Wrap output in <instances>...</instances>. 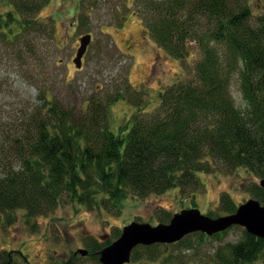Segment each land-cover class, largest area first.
<instances>
[{"label": "trees", "instance_id": "16d2710c", "mask_svg": "<svg viewBox=\"0 0 264 264\" xmlns=\"http://www.w3.org/2000/svg\"><path fill=\"white\" fill-rule=\"evenodd\" d=\"M50 1L0 0V50L23 61L40 58L39 41L50 44L55 34L52 20L40 16ZM79 1L86 11L87 0ZM121 1L128 8L121 10L123 16L133 7L170 56L186 60L193 47L200 49L194 77L165 88L157 109H138L133 124L119 133L111 130L109 113L124 98L120 92L106 100L93 98L88 110L80 112L45 100L48 107L37 108L23 137L14 138L8 152L0 147V220L23 209L29 221L52 213L66 200L88 210H120L131 196L172 188L194 195L203 185L201 172L244 167L264 178V0L259 7L255 0ZM234 82L240 85L244 108L236 103ZM250 191L264 204L260 182L251 184ZM219 208L225 215L238 205L223 192ZM230 228L213 235L194 232L171 244L138 245L131 260L156 261L170 248L202 246ZM113 240L91 239L88 254L96 264H102L99 251ZM263 251L264 239L245 229L240 240L218 248L209 264H250ZM76 254L64 264L74 263ZM174 254L164 264L177 263ZM0 264H28V257L4 250Z\"/></svg>", "mask_w": 264, "mask_h": 264}, {"label": "rangeland", "instance_id": "374dc122", "mask_svg": "<svg viewBox=\"0 0 264 264\" xmlns=\"http://www.w3.org/2000/svg\"><path fill=\"white\" fill-rule=\"evenodd\" d=\"M255 2L259 7L261 2ZM84 7L86 11L79 0H51L43 7L40 16L52 20L55 34L50 44L45 45L48 41L44 38L39 41L37 60L23 61L0 50V147L5 152L14 145V138L23 137L37 108L43 104L48 107L47 99L80 112L88 110L91 99L106 100L120 92L124 98L113 103L109 113L110 128L119 133L120 128L133 124L138 109H157L165 88L179 79L194 77V63L201 58L198 47L192 48L186 60L170 56L156 43L133 7L127 17L123 16L121 10L128 8L121 0H87ZM86 33L92 34V41L79 68L74 58L80 37ZM233 93L237 105L244 108L238 82H234ZM199 176L203 185L194 195L172 188L146 197L131 196L122 201L120 210H88L66 200L52 213L29 221L23 209L5 213L0 220V253L22 251L28 264H64L80 248L88 250L92 238L115 240L114 234L134 220L153 225L168 223L161 219L193 207L211 217L224 215L219 208L223 192H229L239 206L255 198L250 186L260 182L244 167L201 172ZM8 216L14 220L7 222ZM244 230L236 225L202 246L170 248L156 261L143 259L141 263L164 264L166 256L175 252L179 261L174 264H209L218 248L240 240ZM96 263L89 254L78 252L71 264ZM126 264L136 263L131 260ZM250 264H264V251Z\"/></svg>", "mask_w": 264, "mask_h": 264}, {"label": "water", "instance_id": "95a60500", "mask_svg": "<svg viewBox=\"0 0 264 264\" xmlns=\"http://www.w3.org/2000/svg\"><path fill=\"white\" fill-rule=\"evenodd\" d=\"M91 41V33L80 37V46L74 58L79 68ZM260 185L264 187V178L260 180ZM235 225L243 226L250 234L264 239V204L257 198H250L235 212L218 217H211L198 207L185 208L176 212L168 223L157 225L134 220L123 227L118 238L99 251V260L102 264H126L131 261L132 252L138 245L176 243L194 232L213 235ZM78 252L88 254L85 248H80Z\"/></svg>", "mask_w": 264, "mask_h": 264}]
</instances>
